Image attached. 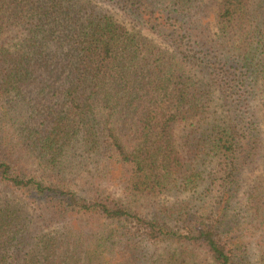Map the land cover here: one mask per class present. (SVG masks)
<instances>
[{
  "label": "trees",
  "instance_id": "1",
  "mask_svg": "<svg viewBox=\"0 0 264 264\" xmlns=\"http://www.w3.org/2000/svg\"><path fill=\"white\" fill-rule=\"evenodd\" d=\"M106 1L0 0V264H248L264 0Z\"/></svg>",
  "mask_w": 264,
  "mask_h": 264
},
{
  "label": "rangeland",
  "instance_id": "2",
  "mask_svg": "<svg viewBox=\"0 0 264 264\" xmlns=\"http://www.w3.org/2000/svg\"><path fill=\"white\" fill-rule=\"evenodd\" d=\"M94 1H100L101 5H103L109 12H111L121 23L127 25L128 27L132 28V26H136L137 29L141 30V27H139L137 24L134 23V21L127 16L123 11H121L117 6L114 4L107 2L106 0H94ZM144 33L148 34L147 31L144 30ZM250 82H248V85ZM238 88L233 92L228 94V102L227 106L225 109H230L231 111L234 112V115H238L239 117L244 116L243 110L240 106L237 107V102L239 103L240 99L242 100L243 97L246 98L248 102V98H250L249 106L248 109L250 108L254 114H256L257 121H259L260 126H261V140L262 145H264V104L261 103L258 100H254L252 102L251 96L253 97V94H255V89L252 88V86H249V91L251 94H249L248 89L242 85L237 86ZM253 91V93H252ZM242 96V97H240ZM234 103V106L233 104ZM251 105V106H250ZM234 107V109H232ZM246 109V108H245ZM243 178V185L241 189V195L239 199L237 200L238 204V210L240 212L241 219L243 221V226L241 227L240 233L243 237V239L250 244V259L248 264H264V258L262 256L263 254V245H264V230L261 231H254L251 226H249L246 223V218H245V210H246V204H247V192H251L253 187L256 185L257 182H259L261 179L264 178V155L261 158L259 163H253L248 165L245 168V171L242 174Z\"/></svg>",
  "mask_w": 264,
  "mask_h": 264
}]
</instances>
